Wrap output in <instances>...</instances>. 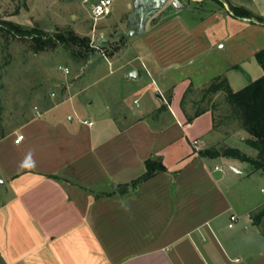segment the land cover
Returning a JSON list of instances; mask_svg holds the SVG:
<instances>
[{"label": "crops", "instance_id": "0c3cea01", "mask_svg": "<svg viewBox=\"0 0 264 264\" xmlns=\"http://www.w3.org/2000/svg\"><path fill=\"white\" fill-rule=\"evenodd\" d=\"M180 1L108 54L122 83L104 110L86 112L80 93L69 94L0 132V264H264V215L253 217L264 190L251 165L200 153L255 155L250 134L223 136L213 108L196 115L185 102L216 77L237 90L264 74V23L231 10L264 16V0ZM135 90L137 106L147 96L138 111L126 102ZM151 156L166 169L137 181Z\"/></svg>", "mask_w": 264, "mask_h": 264}, {"label": "rangeland", "instance_id": "374dc122", "mask_svg": "<svg viewBox=\"0 0 264 264\" xmlns=\"http://www.w3.org/2000/svg\"><path fill=\"white\" fill-rule=\"evenodd\" d=\"M95 1L0 0V25L4 27L0 30V132L16 127L27 117L31 109L35 110L34 106L49 104L50 99L56 102L71 94L80 93L83 109L86 112L104 110L105 106L101 104L102 98L106 93L108 94L110 86L115 85L116 82L122 83V80L119 78L120 72H110L111 68L115 69L117 66L115 61L110 63L116 56L108 57V52L113 47L109 42L98 44L101 37L99 31L111 23V27L114 28H109L105 36L114 35L117 27L119 31H125L127 14L132 9L128 11L129 0H112V11L95 22L91 13ZM162 18L163 12L162 14L160 12L151 18L150 24ZM4 19L26 29L35 27L36 32L43 33L66 31L71 28L79 35H87L93 49L85 54L69 45H55L36 50L38 42L36 32L25 33L24 36L15 29L9 31L10 27ZM117 39L120 41L122 37ZM127 39L125 38L124 41ZM62 67H67L69 72L66 73ZM205 89H207L206 94L202 89H195L189 93L185 101L186 105L191 107L192 112H198L205 107L213 108L215 123L221 129V135L223 132L242 135L241 131L244 128L234 112L233 104L227 99L226 92L219 89V92L213 93L210 86H206ZM52 92L55 95H52ZM139 93L140 91L135 90L125 94L128 95L126 102L131 110L138 111L147 106V96L140 98V106L134 103L133 99ZM108 99L104 102H114L112 98ZM72 103L74 100L68 99L62 102V105L68 107L73 115ZM253 172L263 191L264 172L255 170Z\"/></svg>", "mask_w": 264, "mask_h": 264}, {"label": "trees", "instance_id": "16d2710c", "mask_svg": "<svg viewBox=\"0 0 264 264\" xmlns=\"http://www.w3.org/2000/svg\"><path fill=\"white\" fill-rule=\"evenodd\" d=\"M231 10L236 15L254 16L259 21L264 23V16L257 15L245 7L231 5ZM4 21L10 27L8 28L9 31H11V29H15L16 31L24 34V36L25 33L28 34L36 32L35 27L26 29L8 19H4ZM3 29L4 27L0 25V30ZM35 36L38 39V42L36 43L37 46L35 47L36 50L45 49L55 45H69L78 52L85 54L93 49V45L90 43V38L87 35H79L71 28L66 31H55L51 33L38 31L35 33ZM121 37L122 39L120 41L118 39L106 41L113 46L111 51L108 52L109 54L115 53L121 45L126 42L124 41L125 37ZM258 57L264 66L263 51L258 53ZM213 89H223L226 92L227 99L233 104L234 112L240 119L242 127L250 134V136L245 139L246 143L255 149L257 153L252 155L238 147L225 146L222 148L213 147L204 149L200 152L201 155L212 157L219 155L231 156L248 162L253 171L264 170V74L237 90H233L230 87L226 78L219 76L216 77L210 85V90L213 91ZM202 111H198L196 115ZM145 166V173L142 177L137 179V181L146 180L155 173L166 169V166L162 163L160 156L149 157L145 161ZM263 215L264 206L257 211L253 217L255 220H259Z\"/></svg>", "mask_w": 264, "mask_h": 264}, {"label": "water", "instance_id": "95a60500", "mask_svg": "<svg viewBox=\"0 0 264 264\" xmlns=\"http://www.w3.org/2000/svg\"><path fill=\"white\" fill-rule=\"evenodd\" d=\"M169 1L176 4H181L180 0H132V11L128 16V22H131V27L125 31L116 32L112 36L101 35L98 44L102 45L106 41L116 40L120 36L130 38L134 35L143 34L146 30L147 21L158 11H160ZM137 70H132L128 73L131 78L137 77ZM156 95L163 99L159 92Z\"/></svg>", "mask_w": 264, "mask_h": 264}, {"label": "built area", "instance_id": "2783aa9c", "mask_svg": "<svg viewBox=\"0 0 264 264\" xmlns=\"http://www.w3.org/2000/svg\"><path fill=\"white\" fill-rule=\"evenodd\" d=\"M111 5H112V0H96L92 4L91 13H92V16H93L95 22L99 18L108 15L112 11ZM62 69L66 73L69 72V69L67 67H62ZM52 95H55V93L52 92ZM90 123H92V122H90ZM21 138H23V134H19L17 137V140H19ZM193 142L196 145V147H198V145L201 141L199 139H195ZM216 167L218 168V166H216Z\"/></svg>", "mask_w": 264, "mask_h": 264}]
</instances>
